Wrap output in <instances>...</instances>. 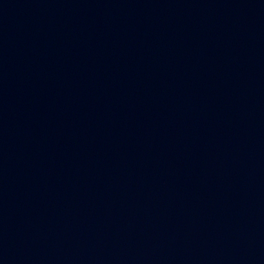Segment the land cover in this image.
Wrapping results in <instances>:
<instances>
[{
	"label": "water",
	"instance_id": "95a60500",
	"mask_svg": "<svg viewBox=\"0 0 264 264\" xmlns=\"http://www.w3.org/2000/svg\"><path fill=\"white\" fill-rule=\"evenodd\" d=\"M0 264H264V0H0Z\"/></svg>",
	"mask_w": 264,
	"mask_h": 264
}]
</instances>
